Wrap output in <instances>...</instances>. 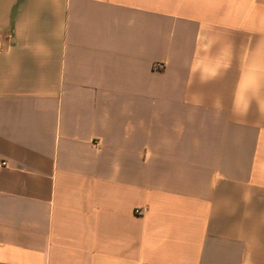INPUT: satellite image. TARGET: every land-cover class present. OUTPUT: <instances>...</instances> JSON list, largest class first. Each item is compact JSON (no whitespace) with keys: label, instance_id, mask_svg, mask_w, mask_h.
<instances>
[{"label":"crops","instance_id":"crops-1","mask_svg":"<svg viewBox=\"0 0 264 264\" xmlns=\"http://www.w3.org/2000/svg\"><path fill=\"white\" fill-rule=\"evenodd\" d=\"M1 162L0 264H264V0H0Z\"/></svg>","mask_w":264,"mask_h":264},{"label":"built area","instance_id":"built-area-1","mask_svg":"<svg viewBox=\"0 0 264 264\" xmlns=\"http://www.w3.org/2000/svg\"><path fill=\"white\" fill-rule=\"evenodd\" d=\"M2 166H5V163L1 162L0 163V167H2ZM135 212L139 213L140 211L139 210H135Z\"/></svg>","mask_w":264,"mask_h":264}]
</instances>
